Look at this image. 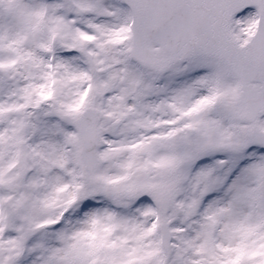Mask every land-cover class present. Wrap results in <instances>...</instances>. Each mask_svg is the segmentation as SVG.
<instances>
[{"label":"snow or ice","instance_id":"snow-or-ice-1","mask_svg":"<svg viewBox=\"0 0 264 264\" xmlns=\"http://www.w3.org/2000/svg\"><path fill=\"white\" fill-rule=\"evenodd\" d=\"M0 264H264V0H0Z\"/></svg>","mask_w":264,"mask_h":264}]
</instances>
